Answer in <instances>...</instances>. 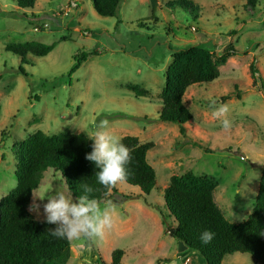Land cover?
I'll return each instance as SVG.
<instances>
[{"label": "rangeland", "instance_id": "1", "mask_svg": "<svg viewBox=\"0 0 264 264\" xmlns=\"http://www.w3.org/2000/svg\"><path fill=\"white\" fill-rule=\"evenodd\" d=\"M27 41L53 49L23 60L4 50ZM191 45L215 54L232 46L236 53L218 66V78L187 88L184 101L193 117L181 134L178 123L158 119L160 92L173 51ZM77 51L88 56L69 77ZM130 83L145 95L135 96L125 87ZM209 98L229 105L230 129L213 118ZM0 105V199L16 185V143L37 130L89 137L93 121L107 119L113 134L155 145L147 152L155 170L151 192L137 195L138 187L118 182V192L100 202L112 203L113 227L94 242L70 240L66 264H110L115 249L123 251L120 264H206L170 233L175 223L159 213L166 215L163 189L173 174L212 176L219 182L215 201L228 221L242 222L251 213L264 163V0L253 9L245 0H122L115 16L99 15L91 0H36L32 8L0 0ZM49 189L63 191L51 171L33 195ZM36 202L40 215L32 213L44 220L46 199ZM221 264L255 263L234 253Z\"/></svg>", "mask_w": 264, "mask_h": 264}, {"label": "trees", "instance_id": "2", "mask_svg": "<svg viewBox=\"0 0 264 264\" xmlns=\"http://www.w3.org/2000/svg\"><path fill=\"white\" fill-rule=\"evenodd\" d=\"M13 1L19 8H32L36 2ZM121 1L91 0L94 10L102 16H115ZM257 1L245 0L252 9ZM52 49V44L38 41L8 43L4 47L5 51L19 56L21 60L26 55L45 56ZM234 53L236 50L232 46L226 47L221 54H215L201 45L173 51L160 92L158 119L178 123L180 133L185 134L184 124L193 117L184 101L187 88L218 78V66L225 64ZM87 56L84 51L75 53L69 77ZM250 71L255 77L257 70L253 63L250 64ZM259 80L262 81L260 77ZM125 87L137 97L145 95V90L138 84L130 83ZM231 94L221 99L224 101ZM121 142L131 150L132 155L131 162L126 166L128 176L123 181L138 187L140 192L137 195H148L155 185V170L147 160V152L155 146L154 143H141L134 135L123 136ZM92 143L83 133L49 135L41 130L16 143V185L0 199V264L67 263L70 240L52 237L48 229L55 226L37 219L28 211V206L48 171L56 176L63 191L74 197L85 194L82 185L90 186L93 191L88 193L89 197L99 202L107 200L111 193H117L116 186L106 188L97 182L96 172L99 169L85 158L86 153L92 150ZM218 185L215 177L196 175L191 171L170 176L163 189L166 215L159 211L164 219L169 217L175 223L170 233L189 250L197 252L206 264H221L225 255L234 253H246L255 264H264V163L252 211L242 222L228 221L214 201L213 191ZM124 197L130 199L134 196L125 194ZM204 230L215 233L210 243L205 244L200 239ZM122 254L121 249L113 250L110 264H120Z\"/></svg>", "mask_w": 264, "mask_h": 264}, {"label": "clouds", "instance_id": "3", "mask_svg": "<svg viewBox=\"0 0 264 264\" xmlns=\"http://www.w3.org/2000/svg\"><path fill=\"white\" fill-rule=\"evenodd\" d=\"M209 106L213 109L214 119L221 121V126L228 130L231 121L228 119L229 105L209 98ZM94 130L88 138L92 140V150L86 153L85 158L94 162L97 169V182L104 187H115L120 181L128 176L127 165L132 160L131 150L123 144L122 138L110 131L109 121L101 119L93 121ZM84 195L74 197L65 191L49 189L44 196H34L29 204L28 211L40 215L41 204L36 200L46 202L42 204L44 221L55 227L49 228L50 235L57 239L73 241L94 242L103 239L106 231L114 224V207L110 201L105 202L103 207L95 198H90L88 193L93 189L88 185H82ZM215 233L204 230L200 239L203 243H210ZM87 250H90L87 249Z\"/></svg>", "mask_w": 264, "mask_h": 264}, {"label": "crops", "instance_id": "4", "mask_svg": "<svg viewBox=\"0 0 264 264\" xmlns=\"http://www.w3.org/2000/svg\"><path fill=\"white\" fill-rule=\"evenodd\" d=\"M214 193V192H213ZM213 197H214V194H213ZM214 201H215V198H214ZM216 202V201H215ZM217 204V203H216ZM197 257V255L195 256V258Z\"/></svg>", "mask_w": 264, "mask_h": 264}, {"label": "built area", "instance_id": "5", "mask_svg": "<svg viewBox=\"0 0 264 264\" xmlns=\"http://www.w3.org/2000/svg\"><path fill=\"white\" fill-rule=\"evenodd\" d=\"M36 29V28H35ZM37 30V29H36ZM95 264H99V263H95Z\"/></svg>", "mask_w": 264, "mask_h": 264}]
</instances>
